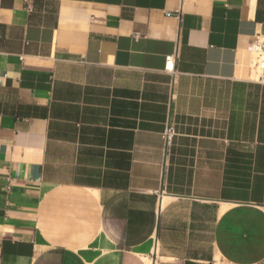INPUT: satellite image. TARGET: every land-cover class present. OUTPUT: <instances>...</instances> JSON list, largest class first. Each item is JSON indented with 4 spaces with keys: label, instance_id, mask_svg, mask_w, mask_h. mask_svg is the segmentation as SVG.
<instances>
[{
    "label": "crops",
    "instance_id": "crops-1",
    "mask_svg": "<svg viewBox=\"0 0 264 264\" xmlns=\"http://www.w3.org/2000/svg\"><path fill=\"white\" fill-rule=\"evenodd\" d=\"M256 36L264 0H0V264H264Z\"/></svg>",
    "mask_w": 264,
    "mask_h": 264
},
{
    "label": "built area",
    "instance_id": "built-area-1",
    "mask_svg": "<svg viewBox=\"0 0 264 264\" xmlns=\"http://www.w3.org/2000/svg\"><path fill=\"white\" fill-rule=\"evenodd\" d=\"M251 55V67L253 71V81L264 84V37L256 36L253 42L248 46ZM164 70L174 73V56L172 54L165 56ZM175 125L170 118L165 122L164 128L160 134L162 148L164 152L163 175L166 173L168 157L176 136Z\"/></svg>",
    "mask_w": 264,
    "mask_h": 264
}]
</instances>
